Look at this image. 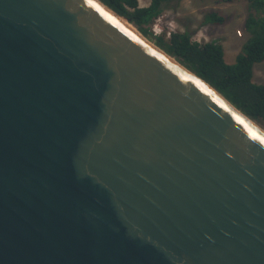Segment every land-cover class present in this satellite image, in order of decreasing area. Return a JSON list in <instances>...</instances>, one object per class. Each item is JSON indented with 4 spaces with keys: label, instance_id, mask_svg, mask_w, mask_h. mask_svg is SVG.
<instances>
[{
    "label": "water",
    "instance_id": "1",
    "mask_svg": "<svg viewBox=\"0 0 264 264\" xmlns=\"http://www.w3.org/2000/svg\"><path fill=\"white\" fill-rule=\"evenodd\" d=\"M120 18L0 0V264H264V127Z\"/></svg>",
    "mask_w": 264,
    "mask_h": 264
},
{
    "label": "trees",
    "instance_id": "2",
    "mask_svg": "<svg viewBox=\"0 0 264 264\" xmlns=\"http://www.w3.org/2000/svg\"><path fill=\"white\" fill-rule=\"evenodd\" d=\"M119 17L125 18L145 38L153 37L154 45L175 58L182 66L209 84L242 114L264 126V84L253 83V68L264 62V0H243L248 4L244 31L248 34L233 64L225 62L219 41L199 43L187 30L154 37L153 20L173 0H150L140 7L138 0H98ZM231 3L234 0H220ZM215 13L205 15L204 24H222Z\"/></svg>",
    "mask_w": 264,
    "mask_h": 264
},
{
    "label": "rangeland",
    "instance_id": "3",
    "mask_svg": "<svg viewBox=\"0 0 264 264\" xmlns=\"http://www.w3.org/2000/svg\"><path fill=\"white\" fill-rule=\"evenodd\" d=\"M149 3L150 0H138L140 7H147ZM209 13L217 14L224 22L219 25L204 24V17ZM247 15L248 4L243 0H234L231 3H222L220 0H173L164 6L159 16H163L161 23L164 31L187 30L192 33L193 40L199 43L219 41L224 46L225 62L230 65L234 63L235 57L249 37L244 31ZM237 31L240 32V36H237ZM231 37L234 49L229 47L228 39ZM145 39L154 45L153 37ZM253 83L264 84V62L254 66Z\"/></svg>",
    "mask_w": 264,
    "mask_h": 264
},
{
    "label": "built area",
    "instance_id": "4",
    "mask_svg": "<svg viewBox=\"0 0 264 264\" xmlns=\"http://www.w3.org/2000/svg\"><path fill=\"white\" fill-rule=\"evenodd\" d=\"M162 19H163V16L156 17L152 22L150 31L155 37H160L164 35V37L168 38L170 36V33L174 31H172L171 29H167L166 31H164V29L162 28V23H161ZM237 36H240L239 31H237Z\"/></svg>",
    "mask_w": 264,
    "mask_h": 264
},
{
    "label": "bare ground",
    "instance_id": "5",
    "mask_svg": "<svg viewBox=\"0 0 264 264\" xmlns=\"http://www.w3.org/2000/svg\"><path fill=\"white\" fill-rule=\"evenodd\" d=\"M120 20V22L124 25V26H126L127 28H129L132 32H134L135 34H137V36H139L142 40H144L145 42H147V43H149L150 45L152 44V43H150L149 41H147L144 37H142L141 35H140V33L133 27V26H131L130 24H128L125 20H123L122 18H120L119 19ZM153 45V44H152Z\"/></svg>",
    "mask_w": 264,
    "mask_h": 264
},
{
    "label": "crops",
    "instance_id": "6",
    "mask_svg": "<svg viewBox=\"0 0 264 264\" xmlns=\"http://www.w3.org/2000/svg\"><path fill=\"white\" fill-rule=\"evenodd\" d=\"M228 40H229V42H230V46H229L230 49H232V48L234 49L235 47H234V45H233V43H232V42H233L232 37L229 38ZM222 47H224V46H222ZM223 50H224V49H223Z\"/></svg>",
    "mask_w": 264,
    "mask_h": 264
}]
</instances>
